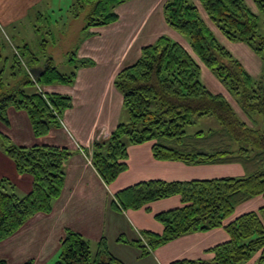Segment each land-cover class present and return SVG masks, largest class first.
Segmentation results:
<instances>
[{
    "label": "trees",
    "instance_id": "obj_1",
    "mask_svg": "<svg viewBox=\"0 0 264 264\" xmlns=\"http://www.w3.org/2000/svg\"><path fill=\"white\" fill-rule=\"evenodd\" d=\"M128 0H74L72 14L85 11L83 31L118 20L115 7ZM208 18L230 41L245 43L264 60V32H259V14L244 0H199ZM264 12V0H253ZM166 24L182 35L193 54L235 98L246 120L226 97L211 92L200 78V66L188 50L167 34L159 35L140 49L139 57L121 68L114 86L122 94L125 120L118 122L106 141L94 140L91 153L81 150L105 185H110L128 167V146L151 142L157 160L180 161L186 165L238 163L244 173L237 176L195 177L183 180L149 178L113 192L110 207L115 211H149L153 201L177 195L180 205L159 211L154 219L161 232L138 231L129 243L146 256L159 246L183 235L222 228L228 235L205 251V258H181L169 264H264V204L226 221L243 202L264 197V69L259 78L250 74L215 36L191 0H166L162 6ZM43 45V44H42ZM3 50V48H2ZM27 43L16 45L11 55L0 54V122L8 125V108L24 111L36 137L62 127L65 110L72 107L68 94L44 91L50 84L73 85L80 67L93 66L89 57L72 51L68 62L74 65L63 73L47 56L39 55ZM38 66L33 79L28 69ZM11 78L7 80L6 74ZM31 86L33 90H28ZM202 118H214V126L202 128ZM195 125L198 128H194ZM0 151L15 165L19 174L32 177L31 189L19 195L8 177H0V241L13 235L38 212L49 213L61 194L65 163L73 151L53 144H15L0 131ZM90 240L80 232L65 228L53 264H123L101 237L92 252ZM28 259L19 264H32ZM0 264L7 261L0 257ZM47 264V263H43Z\"/></svg>",
    "mask_w": 264,
    "mask_h": 264
},
{
    "label": "crops",
    "instance_id": "obj_2",
    "mask_svg": "<svg viewBox=\"0 0 264 264\" xmlns=\"http://www.w3.org/2000/svg\"><path fill=\"white\" fill-rule=\"evenodd\" d=\"M25 1L27 0H0V25L2 24L7 27V25H11L13 20L21 17L15 14L14 11L21 7V3ZM32 1L35 2L36 0ZM165 1L162 0V6ZM191 1L197 6L203 20L213 31L217 39L227 48V42L223 43L217 35L218 28L216 25L210 21L207 14L204 15L202 13L204 9L200 1ZM244 1L253 12H256L257 8L254 2L251 4L253 0ZM160 11L162 12V10ZM164 22L162 21L160 23L161 28H157L155 31H149L148 33L145 32L147 35L139 39V42L142 40L139 43L140 46L137 50H133L132 54L127 57L124 56L128 53L127 46L124 51H121L122 56L115 57L114 60L117 62L111 64L99 63L92 58L91 53H94L93 51L90 52L87 48H82V46L89 42L88 38L90 36H86L81 40L80 46L76 48L77 57H89L94 61V65L78 68L73 85L50 84L42 86L44 91L68 94L72 97V107L63 113L62 127L52 128L47 135L36 137L32 133L27 114L22 110L8 108L9 124L5 125L0 122V131L7 134L15 144L33 145L46 143L65 146L73 151V155L65 163L63 188L59 197L54 201L51 211L49 213L38 212L34 214L13 235L0 241V243L4 244V249L0 253V257L5 259L7 264H19L28 259H33L32 264L46 263L49 257L53 256L58 250L59 241L65 234V228L76 230L95 243L101 237L106 239L105 231L110 226L109 223L107 225V220L111 222L112 218L115 219L119 216L126 217L128 224L134 230L135 234L142 229L161 232L162 224L154 219V214L180 205L179 196L173 195L153 201L148 205L150 208L149 211L144 208L115 211L109 205L113 192L137 181L149 178H161L165 180L195 178L191 177L193 173L189 170L200 168V166L206 170L205 172L207 173L205 175H213L209 177H219L217 175L237 176L244 173L242 166L238 163L186 165L180 161L157 160L152 156L151 142L148 141L128 146L127 169L121 172L110 185H105L92 167L89 158L81 150L82 147L89 150L94 140L106 141L118 122L122 120L124 113L122 110V94L114 86V78L121 68L131 64L139 57L142 46L152 43L161 34H167L183 45L194 57L193 52H190L191 48H187L185 39L177 32L173 30L169 31L165 26L166 22ZM89 31L93 33L91 35L93 37L100 35L98 31L92 30V28ZM132 37L129 40H132ZM129 43L131 42L129 41ZM243 48L245 49L246 47ZM227 49L236 57L229 48ZM3 50L1 51L3 52ZM38 51L35 50V52ZM2 57L3 55L1 54V59ZM197 59L195 60L200 66L201 78L204 64ZM83 74L92 75V78L83 80V84L80 86ZM92 91H95L96 96L93 100H90L89 95ZM213 93L223 94L237 114L246 120L244 113L237 105V102L233 100V97L225 95L223 92ZM233 102L236 103L235 105H237L242 115L236 110ZM21 127L28 132L27 140L19 138L14 131L15 128ZM43 137L46 138L47 142H38ZM0 164H3L0 165V177H8L24 193L31 189V175L27 173L19 174L15 169L13 161L2 151H0ZM262 204H264V197L262 196L247 200L237 206L234 213L226 221L242 212L256 210ZM85 222L89 226L87 230H84L81 226V223ZM115 231V234L112 232L113 237H117V232L120 230L115 228ZM136 237L137 235L134 238ZM227 238L228 235L222 228H214L205 232H194L167 242L146 256H141L140 250L129 243L119 241L120 243L116 245L118 247L123 246L125 249L129 248L132 251L130 254L137 258V260L141 258L140 260H152L154 264H169L171 261L181 258L210 259L213 254L205 250ZM38 239L41 242L39 244L38 254L31 255V257L29 254H21L22 252H27L22 251L25 243H33ZM131 239L127 238V240ZM106 242L110 244L108 238ZM185 242L188 243L187 248H185ZM114 255L124 261L123 257L119 254ZM255 257L256 255L250 262ZM250 262L244 264H249Z\"/></svg>",
    "mask_w": 264,
    "mask_h": 264
},
{
    "label": "rangeland",
    "instance_id": "obj_3",
    "mask_svg": "<svg viewBox=\"0 0 264 264\" xmlns=\"http://www.w3.org/2000/svg\"><path fill=\"white\" fill-rule=\"evenodd\" d=\"M73 2L74 0H36L35 2L27 0L22 2L21 7L15 9L14 11L15 14H18L21 17L13 20L11 25H7V27L2 24L0 25V53L3 56L11 55L16 45L22 46L24 43H27L33 51H40L41 47H43L45 49L44 54L39 55L40 65L45 62L47 56H51L53 63L59 71L63 73L71 72L74 65L68 62V58L71 52L76 51L77 46H80L81 40L86 37L85 32L83 31L85 11L80 13L78 16H74L71 11ZM252 3L253 1L251 4ZM160 10H162V0H128L115 7V11L119 14V20L106 26L93 27L92 30L98 31L100 35H97L96 37L90 36L88 38L89 42L82 46V48H87L90 52L93 51L94 53H91V56L99 63L102 62L104 64H111L113 62H117L114 60L115 57L122 56L121 51H124L127 46L129 54L126 53V55H124L126 57L132 54L133 50H137V48H139V43L142 41L141 40L139 42V39H142V37L147 35L145 32L148 33L149 31H155L157 28H161L160 23L162 21L164 22V18ZM202 13L206 15L204 10H202ZM256 13L259 14V32L263 33L264 12L260 13L256 10ZM165 26L169 29V31L173 30L166 23ZM217 35L221 38L223 43L227 42V48H229L236 55V57L240 59L247 70L255 78H259L261 76L264 69V60H262L261 57L257 56L252 50H250L245 43H235L227 40V38L224 37L218 29ZM131 37L132 40H129ZM183 39L185 38L183 37ZM129 41L131 43H129ZM185 41L187 43V48L190 49L186 39ZM243 47L246 48L244 49ZM2 48H4L3 52L1 51ZM190 52H192L191 49ZM194 57L197 59L195 55ZM6 75L7 77L5 78L9 80L8 78H11L8 76L9 73ZM91 78L92 75L83 74L82 81L80 80V86L83 84V80ZM201 80L211 91L223 92L225 95L233 97L222 86L215 75L204 65ZM29 89L33 90L34 87L31 86L28 90ZM95 96V91H92L89 95L90 100H93ZM233 100H235L234 97ZM235 104L236 103L233 102V105ZM237 105H235V108L241 114ZM122 117V120L126 119V115L124 113ZM215 122L216 120L214 118H202V120L198 123V126L206 128L208 126H214ZM194 128L198 127L195 125ZM14 131L19 138L23 140L28 139V132H26L23 127L15 128ZM38 142L47 141L46 138L43 137L40 138ZM89 150L88 152L90 154L91 147ZM203 168L204 167L200 166V168H193L192 170H189L193 173L191 177L213 176L205 175L207 172H205L206 170ZM16 191L19 195L24 194L19 187H16ZM108 223L110 226H108L105 231L106 239L108 238L110 242V244H107L108 249L113 255L119 254L122 256L124 261H121L123 264H154L152 260H140L141 258L137 260V258L130 254L132 251L129 248L125 249L123 246L118 247L116 245L117 243H120L118 237L131 239L138 234V232L135 234L134 230L128 224L125 216H119L115 219L112 218L111 222H108L107 220V225ZM81 226L84 230H87L89 227L87 222L81 223ZM115 228L120 230L117 232V237H113V233L115 234L116 232ZM90 241L91 250L92 252H95L96 243L92 240ZM39 244H41L39 239L33 243H25L22 247V251L27 252H22L21 254H29L30 257L31 255L38 254L40 247ZM187 246L188 243L185 242V248H187ZM3 249L4 244L0 243V253ZM56 257L57 251L53 256L49 257L46 263L53 264Z\"/></svg>",
    "mask_w": 264,
    "mask_h": 264
},
{
    "label": "water",
    "instance_id": "obj_4",
    "mask_svg": "<svg viewBox=\"0 0 264 264\" xmlns=\"http://www.w3.org/2000/svg\"><path fill=\"white\" fill-rule=\"evenodd\" d=\"M29 73L31 74L33 79H36L40 75L41 69L39 67H31L29 69Z\"/></svg>",
    "mask_w": 264,
    "mask_h": 264
}]
</instances>
